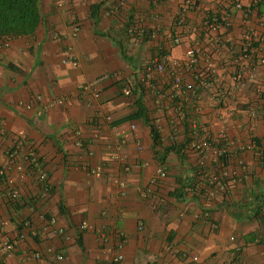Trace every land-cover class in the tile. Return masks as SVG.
<instances>
[{
	"label": "crops",
	"instance_id": "1",
	"mask_svg": "<svg viewBox=\"0 0 264 264\" xmlns=\"http://www.w3.org/2000/svg\"><path fill=\"white\" fill-rule=\"evenodd\" d=\"M184 1L39 0L0 40V264H264V0Z\"/></svg>",
	"mask_w": 264,
	"mask_h": 264
},
{
	"label": "built area",
	"instance_id": "2",
	"mask_svg": "<svg viewBox=\"0 0 264 264\" xmlns=\"http://www.w3.org/2000/svg\"><path fill=\"white\" fill-rule=\"evenodd\" d=\"M196 7V2L195 0H185L183 3V8H182V12H189L192 9H195ZM236 7L239 10H242V7L239 3L236 4ZM181 22H183V17H181ZM230 26V22L227 18L221 19V20H217V19H213L210 23V27L213 29H218L220 27H229ZM257 35L256 34H252V35H247L246 38V42L247 45L245 47L242 48L241 50V57L243 60L245 61H249L254 54L253 48H252V43H250V41H253L254 38H256ZM262 39V38H261ZM174 43L176 45H179L181 43V38L179 36H177L174 39ZM215 45H221V42L219 41H215ZM263 45H264V40H263ZM198 55V51L196 49H190L187 53V57H188V64H195L196 62V58ZM187 64V63H186ZM169 66L171 69L173 70H181V64L178 62L177 59L173 58L170 54L167 53V51H164L160 57L152 64H150L146 69H145V73H146V77H151V75L153 74V72H160L163 73L166 70V67ZM190 66V65H189ZM186 70V68H185ZM216 69L215 68H210L208 69V71L206 72L207 78L213 79L214 76L216 75ZM175 84L179 85L181 83V77L178 74L175 77ZM134 129V127H133ZM23 142L21 141L20 144H22ZM199 147L203 148V149H207L209 146L207 143H202L201 145L199 144ZM220 157H227V150H220L218 152ZM264 157V155H262ZM160 179H164L166 177V174L164 172H160V174L158 175ZM46 177L43 175L41 176V180H45ZM226 179V174L223 173L221 175L218 176H213L210 180V184H211V188H209V190L206 193V197L208 199L213 198V196L215 195L216 192H220V191H224L225 190V186H224V182ZM19 198V192L13 191L11 193V199L13 200H17ZM204 217L208 218L209 214H204ZM197 219H199V216H196ZM140 228L142 229L143 227L140 226ZM213 228L216 229L215 226H213ZM63 232V230H59L58 233L61 234ZM57 234V233H54ZM20 238H24V236H20ZM122 247V246H120ZM15 246L14 244H12L9 241L4 242L3 245H0V252L2 251L3 253H7L8 256H11L12 253L14 252ZM54 250L52 248L48 249V252L52 253ZM36 258H39V255H35ZM57 260H62L63 257L61 255H57L56 256ZM123 261V255L118 253L115 258H114V262L116 263H121Z\"/></svg>",
	"mask_w": 264,
	"mask_h": 264
},
{
	"label": "trees",
	"instance_id": "3",
	"mask_svg": "<svg viewBox=\"0 0 264 264\" xmlns=\"http://www.w3.org/2000/svg\"><path fill=\"white\" fill-rule=\"evenodd\" d=\"M41 22L39 0H0V40L32 37ZM152 136L157 140L153 129Z\"/></svg>",
	"mask_w": 264,
	"mask_h": 264
}]
</instances>
